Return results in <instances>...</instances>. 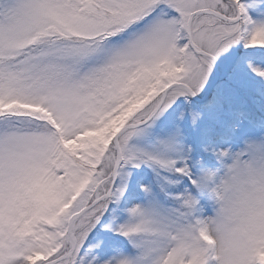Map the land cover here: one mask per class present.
I'll return each instance as SVG.
<instances>
[{
    "label": "snow or ice",
    "instance_id": "6c2138e0",
    "mask_svg": "<svg viewBox=\"0 0 264 264\" xmlns=\"http://www.w3.org/2000/svg\"><path fill=\"white\" fill-rule=\"evenodd\" d=\"M0 264H264V0H0Z\"/></svg>",
    "mask_w": 264,
    "mask_h": 264
},
{
    "label": "rangeland",
    "instance_id": "374dc122",
    "mask_svg": "<svg viewBox=\"0 0 264 264\" xmlns=\"http://www.w3.org/2000/svg\"><path fill=\"white\" fill-rule=\"evenodd\" d=\"M252 139L255 138H259V133H257L255 136L250 137ZM241 147V146H239ZM234 150H238V148H235ZM227 163H231V161H227ZM209 167L211 168V170H215L217 167H219L218 164L214 163V160L212 162L209 163ZM223 174V172L221 173V175ZM209 214H211V212H209Z\"/></svg>",
    "mask_w": 264,
    "mask_h": 264
},
{
    "label": "trees",
    "instance_id": "16d2710c",
    "mask_svg": "<svg viewBox=\"0 0 264 264\" xmlns=\"http://www.w3.org/2000/svg\"><path fill=\"white\" fill-rule=\"evenodd\" d=\"M239 146L243 147V144L241 143Z\"/></svg>",
    "mask_w": 264,
    "mask_h": 264
},
{
    "label": "clouds",
    "instance_id": "9594fccd",
    "mask_svg": "<svg viewBox=\"0 0 264 264\" xmlns=\"http://www.w3.org/2000/svg\"><path fill=\"white\" fill-rule=\"evenodd\" d=\"M211 171H216V170H211ZM215 234V233H214Z\"/></svg>",
    "mask_w": 264,
    "mask_h": 264
}]
</instances>
